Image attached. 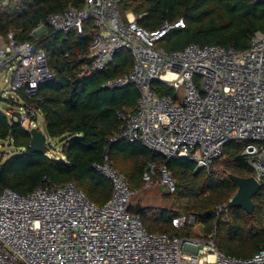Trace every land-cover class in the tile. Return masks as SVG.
Returning a JSON list of instances; mask_svg holds the SVG:
<instances>
[{
  "label": "built area",
  "instance_id": "1",
  "mask_svg": "<svg viewBox=\"0 0 264 264\" xmlns=\"http://www.w3.org/2000/svg\"><path fill=\"white\" fill-rule=\"evenodd\" d=\"M118 1L85 0L83 8L69 7L49 18V24L64 33L73 27L82 31L83 22L93 19L97 31L90 56L96 70L104 69L120 48L133 55L130 72L105 84L133 83L139 90L136 107L118 112L123 129L110 141H140L166 159L187 157L208 170L224 156L228 142L242 141L241 155L260 180L264 176V33L257 32L246 50L191 43L166 51L158 42L175 28L185 27L184 19L149 30L133 13L124 16ZM2 71L11 75L9 90L23 91L30 98L42 82L53 78L45 51L30 40H17L13 32L5 40L0 38ZM160 86L171 88L173 95L160 94ZM19 115L36 127V105L21 106ZM94 168L113 186L103 205L91 200L75 181L46 184L27 194L10 188L0 191V264H264V248L240 258L220 250L214 234L206 239L149 231L141 214L131 208L138 190L130 187L114 160L105 154ZM143 180L145 187L156 182L169 192L176 189L165 164L151 162ZM195 223L194 215L172 218L176 228Z\"/></svg>",
  "mask_w": 264,
  "mask_h": 264
},
{
  "label": "trees",
  "instance_id": "2",
  "mask_svg": "<svg viewBox=\"0 0 264 264\" xmlns=\"http://www.w3.org/2000/svg\"><path fill=\"white\" fill-rule=\"evenodd\" d=\"M84 5L85 0H0V38L5 40L13 32L19 41H32L45 51L53 73L52 79L39 85L35 97L19 91L25 105H36L43 116L48 136L46 153L30 147L31 128L24 126L22 119H13L0 109V143L8 142L16 150L12 156L0 152V191L10 188L27 194L46 184L60 186L75 181L91 200L103 205L111 198L113 186L94 164L101 163L105 154L114 160L130 187L139 192L145 187L143 173L149 164H165L176 180V189L165 193V208L132 203L143 225L152 232L196 237L191 224L181 228L172 225L173 217L194 215L196 223L204 228L199 237L207 239L214 233L216 246L226 254L253 256L264 248V181L253 198L252 214L227 205L238 189L229 175L249 177L255 173L241 155L244 142H228L224 153L227 158L217 159L208 170L198 168L187 157L166 159L140 141H110L123 129L118 112L136 107L139 90L133 83L121 87L105 84L130 72L134 58L129 49L120 48L104 69L96 70L90 56L97 31L93 19L83 22L82 31L73 27L67 33L49 24L51 15ZM118 5L124 16L132 12L149 30L183 18L185 27L175 28L158 42L157 46L166 51L180 50L191 43L246 50L257 32L264 33V2L119 0ZM42 25L45 31L33 35ZM158 92L173 95V90L165 86ZM220 206H225L229 219Z\"/></svg>",
  "mask_w": 264,
  "mask_h": 264
},
{
  "label": "rangeland",
  "instance_id": "3",
  "mask_svg": "<svg viewBox=\"0 0 264 264\" xmlns=\"http://www.w3.org/2000/svg\"><path fill=\"white\" fill-rule=\"evenodd\" d=\"M44 31H45V26L42 25L34 31V35L38 36ZM10 82H11V75L7 74L6 71H2L0 73V91L3 93V95L0 98V109L3 110L4 112H8L9 115L13 112H19V111L21 112V106L25 105V100L19 92L9 90ZM11 100L13 103L10 102ZM29 124H30V120L24 121V126L31 128V126H29ZM36 127L39 128L43 133H46V127H45V123H44V119H43L42 114H38V119L36 121ZM0 152H4V155L12 156L16 153V150L8 142H4V144L0 143ZM0 156H1V153H0ZM222 158L225 159V158H227V156L225 157V155H224ZM214 167L216 168L217 166L215 165ZM198 168H201V167L198 166ZM221 169H224V168L222 167ZM220 171H223V170H220ZM218 178L221 179V175ZM161 186L162 185L160 183L155 182L153 185L144 187V188L140 189V192L138 191V193L135 195L133 200H137L141 193H144V192L148 193V192L154 191V190L157 191L161 188ZM160 191H165V190L160 189ZM144 203L149 204V205L150 204H153V205L159 204V202H144ZM227 212H228L227 209H224L223 213H225L224 214L225 217H227V219H229ZM192 227H193L192 230L195 233L196 237H199V235L204 234V232H203L204 228L201 224L195 223L192 225ZM212 234H214V233H212Z\"/></svg>",
  "mask_w": 264,
  "mask_h": 264
},
{
  "label": "water",
  "instance_id": "4",
  "mask_svg": "<svg viewBox=\"0 0 264 264\" xmlns=\"http://www.w3.org/2000/svg\"><path fill=\"white\" fill-rule=\"evenodd\" d=\"M13 119H20L19 112H13ZM32 140L30 147L40 153H46L48 136L36 127L31 129ZM229 177L236 183L238 189L235 195L228 201L229 207H241L247 213L252 214L255 208L253 201L254 196L259 191L261 186V180H264V176L260 177V180L255 176L242 177L234 174H230Z\"/></svg>",
  "mask_w": 264,
  "mask_h": 264
},
{
  "label": "crops",
  "instance_id": "5",
  "mask_svg": "<svg viewBox=\"0 0 264 264\" xmlns=\"http://www.w3.org/2000/svg\"><path fill=\"white\" fill-rule=\"evenodd\" d=\"M161 190H165V191H160ZM157 191H150L148 193L144 192L141 193L139 195V198L137 200H133V204L136 202H141V205H149V204H145L144 202H159L158 205H154V206H158L160 208H165L166 207V199L164 197L165 193L168 192V190H166L167 188L162 185L161 188ZM153 205V204H150ZM132 210L134 211L133 207L131 206Z\"/></svg>",
  "mask_w": 264,
  "mask_h": 264
},
{
  "label": "clouds",
  "instance_id": "6",
  "mask_svg": "<svg viewBox=\"0 0 264 264\" xmlns=\"http://www.w3.org/2000/svg\"><path fill=\"white\" fill-rule=\"evenodd\" d=\"M132 13V12H131ZM34 128V127H33ZM37 128V127H36ZM32 129V128H31Z\"/></svg>",
  "mask_w": 264,
  "mask_h": 264
}]
</instances>
